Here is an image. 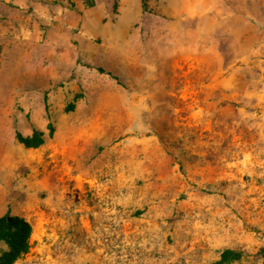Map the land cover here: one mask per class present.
<instances>
[{
	"label": "rangeland",
	"instance_id": "374dc122",
	"mask_svg": "<svg viewBox=\"0 0 264 264\" xmlns=\"http://www.w3.org/2000/svg\"><path fill=\"white\" fill-rule=\"evenodd\" d=\"M6 215L14 264H264V0H0Z\"/></svg>",
	"mask_w": 264,
	"mask_h": 264
},
{
	"label": "trees",
	"instance_id": "16d2710c",
	"mask_svg": "<svg viewBox=\"0 0 264 264\" xmlns=\"http://www.w3.org/2000/svg\"><path fill=\"white\" fill-rule=\"evenodd\" d=\"M42 134L36 132L34 137ZM18 140L27 147H37L42 144H33L31 138H23L18 134ZM32 226L25 219L18 216L6 215L0 218V243H4L8 250L0 253V264H14L18 259L29 252ZM224 258L214 264H224Z\"/></svg>",
	"mask_w": 264,
	"mask_h": 264
}]
</instances>
